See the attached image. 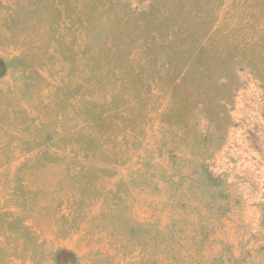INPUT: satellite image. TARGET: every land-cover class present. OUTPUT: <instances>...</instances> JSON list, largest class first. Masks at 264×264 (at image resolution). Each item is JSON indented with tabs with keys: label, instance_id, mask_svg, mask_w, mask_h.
Returning a JSON list of instances; mask_svg holds the SVG:
<instances>
[{
	"label": "rangeland",
	"instance_id": "374dc122",
	"mask_svg": "<svg viewBox=\"0 0 264 264\" xmlns=\"http://www.w3.org/2000/svg\"><path fill=\"white\" fill-rule=\"evenodd\" d=\"M0 264H264V0H0Z\"/></svg>",
	"mask_w": 264,
	"mask_h": 264
}]
</instances>
